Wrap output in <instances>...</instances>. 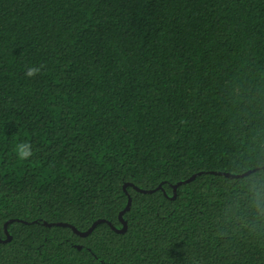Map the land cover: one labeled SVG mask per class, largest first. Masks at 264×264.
I'll return each mask as SVG.
<instances>
[{
    "label": "trees",
    "instance_id": "obj_1",
    "mask_svg": "<svg viewBox=\"0 0 264 264\" xmlns=\"http://www.w3.org/2000/svg\"><path fill=\"white\" fill-rule=\"evenodd\" d=\"M263 167L264 0H0V264H264Z\"/></svg>",
    "mask_w": 264,
    "mask_h": 264
},
{
    "label": "water",
    "instance_id": "obj_2",
    "mask_svg": "<svg viewBox=\"0 0 264 264\" xmlns=\"http://www.w3.org/2000/svg\"><path fill=\"white\" fill-rule=\"evenodd\" d=\"M263 171H264V167H263ZM202 172L200 173H197V174H193L191 175L188 179L186 180H183L181 182H178L176 183L174 186H173V196L171 197V199H174L175 196H176V188L179 186V185H182V184H186L190 181H192L197 175L201 174ZM210 174H215V175H220V176H223V177H226V178H241V177H244L248 174L251 173V170H248V171H245L243 173H240V174H232V173H229V172H215V171H210L208 172ZM132 185V184H131ZM134 187V189L140 193H152L153 191L155 190H159L160 187H157L156 189H151V190H146V189H140L134 185H132ZM130 204H131V198L130 196L128 195V201H127V204H126V207L125 209L120 212L119 214V222L121 224V227L120 228H117L115 226H113L110 222L104 220V219H97L95 220L91 226L86 229L85 231H80L78 230L76 227H74L73 225L71 224H68V223H65V222H56V223H48V222H42V225L46 226V227H52V226H58V227H66V228H69L72 230V232L74 234H76L77 236L79 237H87L93 230L94 228L101 224V223H106L109 228H111V230H113L114 232L118 233V234H123L125 231H126V227H127V224H126V221L123 219L122 215L129 210V207H130ZM14 220H9L8 222H6L5 226H4V234H5V239H0V243H6V242H9L11 240V236L9 235L8 231H7V224L8 223H11L13 222ZM17 221V220H15ZM25 223V222H23ZM77 249H81V246H76Z\"/></svg>",
    "mask_w": 264,
    "mask_h": 264
},
{
    "label": "clouds",
    "instance_id": "obj_3",
    "mask_svg": "<svg viewBox=\"0 0 264 264\" xmlns=\"http://www.w3.org/2000/svg\"><path fill=\"white\" fill-rule=\"evenodd\" d=\"M39 70L36 69V68H29L28 71L25 73L26 76L28 77H32L34 76ZM24 144H27V143H24ZM28 145V148H29V151L28 152H23L21 151V144L20 145H17L15 151H16V154H17V159L20 160V161H23V160H27L29 157H31L33 155L32 151H31V146L29 144Z\"/></svg>",
    "mask_w": 264,
    "mask_h": 264
}]
</instances>
